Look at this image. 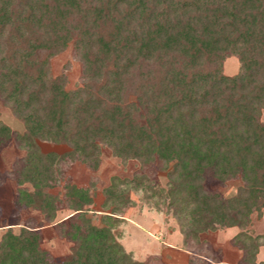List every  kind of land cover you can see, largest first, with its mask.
Wrapping results in <instances>:
<instances>
[{
	"label": "trees",
	"instance_id": "1",
	"mask_svg": "<svg viewBox=\"0 0 264 264\" xmlns=\"http://www.w3.org/2000/svg\"><path fill=\"white\" fill-rule=\"evenodd\" d=\"M70 44L82 65L74 90L51 69ZM229 57L239 63L233 75L224 71ZM0 98L25 126L16 134L0 122V148L15 135L28 151L16 170L19 185L33 186L19 192L24 207L59 210L48 192L59 167L75 159L97 170L98 143L156 165L173 182L171 197L145 174L113 177L103 226L87 217L89 188L67 183L64 203L74 213L56 226L76 244L73 253L56 261L39 230L9 227L0 264H162L156 256L135 260L113 231L124 223L125 187L143 192L149 206L168 199L192 228H238L239 264H264L258 237L245 231L264 209V0H0ZM37 140L71 149L42 153ZM237 178L242 185L230 198L207 186ZM189 263L225 264L192 253Z\"/></svg>",
	"mask_w": 264,
	"mask_h": 264
},
{
	"label": "rangeland",
	"instance_id": "2",
	"mask_svg": "<svg viewBox=\"0 0 264 264\" xmlns=\"http://www.w3.org/2000/svg\"><path fill=\"white\" fill-rule=\"evenodd\" d=\"M239 63L236 57H229L224 63V71L233 75L238 71ZM51 69L54 76L65 74L66 87L74 90L81 83L82 65L75 57L73 45L51 60ZM261 120L264 122V109L261 111ZM0 122L6 124L16 134H23L25 126L13 113L10 106L0 98ZM42 153L55 152L63 154L71 148L65 144L51 143L37 140ZM100 150V165L97 170H91L86 164L72 159L61 164L58 169V182L48 189V192L58 197L61 202L59 210L47 215L36 207H24L17 202L22 189L32 191L29 183L19 185L16 170L21 160L28 155L26 148L19 145L14 135L12 140L0 148V239L9 227L16 233L21 227L39 230L42 234L41 248L56 260H62L73 253L76 244L59 235L56 224L68 219L74 212L65 203L63 194L65 185L72 183L78 187H88L92 196V204L87 217L97 226L105 225L101 218L105 213H111V208L102 206L105 200L104 190L110 186L113 177L121 180H131L136 173L145 174L159 190L163 189L172 195L173 182L167 172L159 170L156 165L144 166L135 159H122L115 156L105 144L98 143ZM242 185L240 178L229 180L222 184L210 180L208 188L221 194L225 198L234 196ZM126 194L123 204L125 208L120 217L124 223L116 225L113 230L123 245L126 252H131L137 261H144L148 256H156L162 264H190V253L195 258L203 257L208 261L232 260L239 264L241 252L236 250L232 238L225 234V227L211 223L206 226L192 228L185 212H177L175 206L169 205V200L159 202V205H147L143 200V192H135L125 187ZM172 197V196H171ZM129 199V200H127ZM130 201V204L125 203ZM125 203V204H124ZM127 205V206H126ZM245 231L251 237H258V244L263 247L264 254V209L258 213L253 212L250 223ZM189 238V245L183 243L184 238ZM173 246H166L164 242ZM165 245V246H164ZM176 245L181 246L178 248ZM188 248V249H187ZM187 251V254L182 252ZM239 249V248H238ZM240 250V249H239ZM242 251V250H241ZM223 263V262H222Z\"/></svg>",
	"mask_w": 264,
	"mask_h": 264
},
{
	"label": "crops",
	"instance_id": "3",
	"mask_svg": "<svg viewBox=\"0 0 264 264\" xmlns=\"http://www.w3.org/2000/svg\"><path fill=\"white\" fill-rule=\"evenodd\" d=\"M66 219H64L63 221H65ZM239 233V229L238 228H236V227H233V228H226L225 229V234H227V236L228 237H231L232 239L237 235ZM164 242V241H163ZM164 244L166 245V246H173V245H171L170 243H167V242H164ZM164 245V246H165ZM178 248H182L183 247V245H181V246H178V245H176ZM183 250V249H182ZM236 250H238L239 252H241V254H243V252L241 251V250H239L238 248H236ZM262 250H263V247L261 248L260 247V251H259V253H258V256H257V262H260V261H264V254H263V252H262ZM182 252H184V254L186 253L187 254V251L186 250H183ZM223 263H225V264H238V261L237 262H232V260H224V261H222Z\"/></svg>",
	"mask_w": 264,
	"mask_h": 264
}]
</instances>
